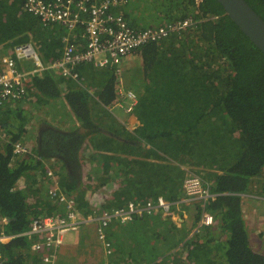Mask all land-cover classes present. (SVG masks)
Listing matches in <instances>:
<instances>
[{"label":"trees","instance_id":"obj_1","mask_svg":"<svg viewBox=\"0 0 264 264\" xmlns=\"http://www.w3.org/2000/svg\"><path fill=\"white\" fill-rule=\"evenodd\" d=\"M147 1L151 4L136 5L132 13L127 11L131 9L130 0L122 9L132 25L154 26L188 16L196 23L132 53L142 60L141 69L133 76L142 86L133 84L141 89L132 114L141 121L134 130L135 137L157 144L167 138L172 155L179 157L183 152L182 161L188 159L189 164H199L206 154V162L218 164L222 171L213 174L212 189L219 194L206 206L217 222L201 227L190 242H184L185 254L191 264H264V252L251 242L241 196L255 188L257 178L264 177V51L224 13L218 0H161L159 4ZM247 1L264 18V0ZM24 2L0 0V46L9 49L33 39L45 60L58 57L63 51L64 28L43 26L25 10ZM140 16L150 24L144 26L138 20ZM78 70L82 83L53 70L30 77L26 96L20 100L28 98L34 103L54 104L64 98L81 121L75 130L65 131L46 122L40 129L36 147L30 146L29 152L17 156L14 150L24 136L27 111L13 105L3 110L4 105L0 110V123L7 133V140L0 148V216L5 231L17 234L1 246L4 264L37 263L40 256L32 251L31 239L19 234L29 228L34 217L64 211L63 206L48 196L31 204L29 196L33 188L18 185L22 177L32 178L33 184H37L34 175L37 171L40 176L47 175L43 159L62 161L63 168L59 170L62 189L76 195L83 213L93 211L80 189L81 151L90 135L104 133L101 127H114L117 122L115 119L104 122L103 116H112L109 112L97 115L95 108L109 106L116 99L119 75L114 67L98 68L92 64L80 65ZM90 95L95 97L92 104ZM5 114L8 118L3 119ZM203 121L206 133L212 137L206 145L203 138L210 137L200 128ZM226 135L230 139L227 143ZM217 142L224 146H218ZM207 174L211 175L205 170L203 178ZM156 190L115 195V201L104 204L103 208L157 197L161 192ZM201 211L202 207L200 210L197 205L198 216ZM107 233L130 261L145 258L155 264L159 263L161 249L175 247L187 235L186 229L156 218L114 222ZM180 254L182 251L176 252L175 257L178 259Z\"/></svg>","mask_w":264,"mask_h":264},{"label":"built area","instance_id":"obj_2","mask_svg":"<svg viewBox=\"0 0 264 264\" xmlns=\"http://www.w3.org/2000/svg\"><path fill=\"white\" fill-rule=\"evenodd\" d=\"M129 0H25V10L36 16L45 27H63V51L51 60H45L39 46L29 40L13 46L12 51L0 57V110L9 101H20L26 96V82L32 76H43L53 70L62 77L83 82L78 68L83 64L95 67H114L119 75L117 97L111 106L133 113L139 102L136 91L128 88L120 78V67L135 50L148 43L160 42L174 33H181L196 22L192 16L180 18L154 26L138 27L132 25L122 12ZM216 18V16H213ZM31 61L28 69L25 63ZM0 132V137L2 138ZM28 146L17 143V156L29 152ZM59 170L47 169L51 180L48 196L63 206V213H54L34 217L29 228L19 235H27L32 241V251L40 256L38 264H56L58 251L64 245L66 235L76 233L86 223H94L97 238L112 258L116 257V247L110 240L107 228L114 222L127 223L136 217L149 216L159 210L169 211L174 205L199 202L202 207L201 220L195 224L194 233L203 226L216 223L213 214L207 213L206 206L219 193L214 192L212 183L200 174L191 172L184 180L185 195L177 201H168L160 196L155 200L129 201L122 207L94 209L85 214L78 205L74 194L65 192L59 183ZM192 230V231H193ZM17 234H8L4 228V219L0 216V264L3 263L1 246L4 241ZM140 264H155L149 260Z\"/></svg>","mask_w":264,"mask_h":264},{"label":"crops","instance_id":"obj_3","mask_svg":"<svg viewBox=\"0 0 264 264\" xmlns=\"http://www.w3.org/2000/svg\"><path fill=\"white\" fill-rule=\"evenodd\" d=\"M7 51L9 50L0 46V56L4 55ZM11 102L16 101L12 100ZM92 102L93 101H90L91 104ZM65 103L66 101L64 98L60 99L59 101H55V104H58L59 107L63 106L66 108L65 113L57 110L56 113H58V115H55L57 117L56 119L52 117V114L49 113V116L40 120L37 127L40 126V124L41 127L39 130H37V133L34 137V142L36 144L40 129L44 126V124H46V122L63 130H68V127L77 128L81 125V121L77 117L76 113L73 112L67 103L65 105ZM5 104H9V102L7 101ZM7 106L11 105H5L3 110L7 109ZM132 114L133 113L128 114L130 116H128L127 121L122 122L114 115H111L112 118L106 116L104 122L110 119H115L117 121L114 123V127H112L113 125H104L101 127L104 133L96 137L90 135L86 139L85 147H83L81 151L80 158L81 168L79 171L81 172L83 178L80 189L82 190L83 187H89V184L84 181V169L88 168L90 172L92 170L90 173L92 175L90 180L92 181L93 179H96L93 176L94 171L99 172L101 174L100 181L104 183L106 182L108 187H110L108 184H112L110 188H112L111 193L114 195L120 196L124 194V196H127L128 194L136 193L147 194L155 192L156 189V192H161L157 197L148 196L144 199L130 201L146 202L147 200H155L160 196L164 197L168 201H177L181 199L185 195L184 180L189 174V160L186 159L185 161H182V157L184 156L183 152L179 157L172 155L171 149H169L170 145L167 138H163L161 140L162 144L161 142L157 144L156 142L146 143L145 140L135 137L134 130L136 127L141 125V121L137 115ZM26 128H29V126H25V129ZM0 132H2L1 134L3 135V138L6 134V131L2 125H0ZM108 135H110V137ZM31 144V141H27V143L24 145L29 147ZM186 155V157H188L189 154L186 153ZM82 156H84L83 162ZM43 160L46 163L47 168L54 169L55 164L56 168L60 170L61 166L58 159L49 158ZM200 170L201 168L199 171ZM201 172L204 174L205 170L202 169ZM206 179L208 180V176ZM211 183L213 184V181H211ZM51 184V180L47 177V175H39L37 184L38 187L35 189L36 191H34L33 194L38 192L39 194L36 196H41L42 198L48 196V190ZM18 185L22 187L21 180H19ZM254 189L255 188H252V191L250 192L241 193L242 209L252 244L254 242L257 245L259 251L264 252V188L262 186L257 191H254ZM164 194H166V196ZM105 201L106 203H113L112 201L115 200L107 198ZM184 205L186 204L183 203L181 205H174L169 211L161 209L153 215L135 218L161 219L163 222L172 224L178 229H186L187 236L179 241V243L174 247V251H172L173 246L170 248L169 254L167 255L168 257L175 256L176 252L178 251H182V254L184 255L186 250L184 242H190V240L196 234L194 233L193 229V231L191 230L192 222L194 223V221L197 219V224L202 217V213L199 216L197 213H194V211L197 209V205H200L201 210V204L199 202H192L188 206ZM80 231L81 230L77 231L76 233L72 232L66 235L64 245L58 251L56 264H71L70 261L72 260L73 255L68 253L70 251L76 250L77 247H79L77 245L81 244L82 240H80V234L82 235V233H80ZM64 246L68 247V249L64 250ZM172 252L174 253L171 254ZM115 255L117 258H112L106 255L107 261L106 263L103 262V264H140L141 262L148 260L143 258L140 261H130L127 259V255L119 251L117 248ZM160 257L161 256H159L157 259H160ZM39 262L40 260L37 261V263ZM31 264H35V262H31Z\"/></svg>","mask_w":264,"mask_h":264},{"label":"rangeland","instance_id":"obj_4","mask_svg":"<svg viewBox=\"0 0 264 264\" xmlns=\"http://www.w3.org/2000/svg\"><path fill=\"white\" fill-rule=\"evenodd\" d=\"M154 2L156 4H159L161 2V0H154ZM139 4H151V2L147 1V0H130V3H129V6H130V10H127L129 12H133L135 10V6L136 5H139ZM138 20L140 22H142V24L144 26H147L150 24V21H148L147 19L143 18L142 16H140L138 18ZM12 51V49H11ZM9 52V51H7ZM1 57V56H0ZM34 65L31 61L29 62H26L25 63V67L30 69L32 68ZM142 67V60H141V57L136 54H131L129 55L124 63L122 64V66L120 67L121 69V72L119 73L120 74V78L122 79V82L128 86L129 88L133 89L134 91H136L137 93L139 92V90H141L140 88H142V86H140L138 84L139 81H135V79L133 78L134 74L136 72H138ZM98 68H102V67H98ZM137 84L140 88H137L135 87L133 84ZM90 98L92 99V101H95V97L94 95H90ZM12 100H9V104H5V105H13L14 107H16L17 109H22V110H28L26 112L27 116H28V124L26 126H29V128H26L25 129V132H24V136L23 138L21 139V142L26 144L27 141H31L32 144L29 145V148L30 146L33 147H36V143L34 142V137H35V134L37 133V130H39V128L41 127V124L40 126L37 127V125H39V122L40 120L42 119H45L47 116H49L48 114H52V117H54L55 119L57 118L55 115H58V113H56L57 110H59L60 112L62 113H65L66 111V108L65 107H59L58 104H48V103H42V104H39V103H34L32 100H29L28 98H26V100L24 101H16V102H11ZM59 101V100H58ZM66 105V103H65ZM95 112H97L96 114H106L107 112H109V115H114L117 119H119L121 122L122 121H127V118L128 116V113H126L124 111V109L122 108H119V107H115V106H101V105H96V108H95ZM8 118V115L5 114L3 115V119H6ZM103 121L105 120L106 116H103ZM204 123V124H203ZM203 123H201V126L200 128H203V131L206 135H208L205 131V122L203 121ZM1 125V123H0ZM76 127H68V130L67 131H73L75 130ZM63 130V129H62ZM2 133V132H1ZM7 134V133H6ZM4 135L3 138H0V148H2V146L4 145L6 139H7V135ZM99 134H102L100 132H97V133H94L93 136L96 137L98 136ZM110 137V135H108ZM210 138L206 139V138H203V142H204V145H206V143H208L212 137L211 135L209 134L208 135ZM226 139V143L230 140L227 135L225 136ZM19 142V143H21ZM202 142V144H203ZM219 144L221 146H224L222 143H219L217 142V145L219 146ZM225 144V142H224ZM216 146V147H218ZM85 147V145H84ZM86 157V156H85ZM83 158L84 156H82V162H83ZM199 158V157H198ZM59 163H60V166L62 169L63 168V163L62 161L58 160ZM208 162V161H207ZM206 162V154L204 155V160L202 163H199V164H190V167H189V174L191 172H196L200 175L203 176V173L201 172V170H206L207 172L211 173V175H206L204 178H207V176H211L210 178H208L209 181H213V174L214 173H221L222 171L220 170V168H218V164H216V166H213L211 165L210 163H207ZM53 167V166H51ZM201 168V170L199 171V169ZM54 170H58L56 168V165L54 164ZM85 173H84V181L89 184V189L86 188V187H83L82 190L85 192V198L88 200V204L90 205V207H92V210L94 209H100V210H103L105 208H103L104 204H106V201L105 199H115V195L111 193L112 191V188H110L112 186V184H108L110 187H108L106 185V182H102L100 181V176L101 174L97 171H94L93 172V176L96 178V179H93L92 181L90 180L91 178V172L90 170L87 169H84ZM39 173L40 171H37L34 175L36 176V179H38V176H39ZM188 174V175H189ZM187 175V176H188ZM186 176V177H187ZM262 176H264V170L262 172ZM186 179V178H185ZM264 177H260V178H257L256 179V183L254 184L255 185V189L254 191H257L259 190L261 187H262V181H263ZM22 181V186L26 187V186H31L33 188L34 191H36L35 189L38 187V183L36 184H33L32 182V178H25V177H22L20 179ZM111 180H114V179H111ZM27 181V182H26ZM110 181V180H108ZM259 181V182H258ZM258 182V183H257ZM104 185V186H102ZM39 193H32L30 196H29V202L31 204H37L38 202L41 201V196H36L38 195ZM44 196V194H43ZM36 200V201H35ZM39 206L42 207V204H39ZM185 206V205H184ZM186 208V207H185ZM63 209L65 210V208L63 207ZM194 213H196V210L194 211ZM196 221V220H195ZM195 221L194 223L192 222V227H191V230L193 229V227L195 226ZM81 231L80 233H82V235L80 234L81 236V239L82 242L81 244H78L77 246V249L76 250H73V251H70L68 254H71L73 255V258L72 260L70 261L71 264H103L106 263L107 261V258H106V254H105V251L104 249L102 248L101 249V246H100V243H99V240L97 238V234H96V228H95V224L90 222V223H86V224H83L81 227H80ZM187 236V235H186ZM253 245L256 249H258L257 245L253 242ZM63 249H68V247H63ZM175 248L173 247V250L174 251ZM259 250V249H258ZM162 253H160V259H157L158 261H161L159 263H162V264H190L191 261H189V257H188V254L184 253L183 254H180L178 259L175 257V256H171V257H168L167 255L169 254V251H170V248H165V249H161ZM174 252H172L171 254H173ZM163 255H166V256H163ZM167 257V258H166ZM61 259V258H60ZM189 259V260H188ZM156 260V259H155ZM116 262V261H115ZM158 263V264H159ZM35 264H38V263H35ZM115 264V263H114ZM116 264H121V263H116Z\"/></svg>","mask_w":264,"mask_h":264},{"label":"water","instance_id":"obj_5","mask_svg":"<svg viewBox=\"0 0 264 264\" xmlns=\"http://www.w3.org/2000/svg\"><path fill=\"white\" fill-rule=\"evenodd\" d=\"M224 13L237 23L240 29L264 51V18L247 0H218Z\"/></svg>","mask_w":264,"mask_h":264},{"label":"clouds","instance_id":"obj_6","mask_svg":"<svg viewBox=\"0 0 264 264\" xmlns=\"http://www.w3.org/2000/svg\"><path fill=\"white\" fill-rule=\"evenodd\" d=\"M31 41H33V42H35L37 45H38V43L35 41V40H33V39H31ZM11 49H13V48H9L8 50L10 51ZM40 49V48H39ZM110 106V105H109ZM49 197V196H48Z\"/></svg>","mask_w":264,"mask_h":264}]
</instances>
